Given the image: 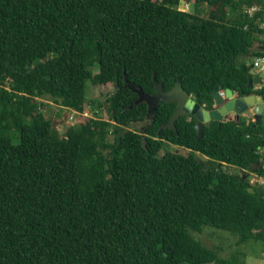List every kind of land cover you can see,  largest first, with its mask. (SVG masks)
Instances as JSON below:
<instances>
[{
  "label": "trees",
  "instance_id": "1",
  "mask_svg": "<svg viewBox=\"0 0 264 264\" xmlns=\"http://www.w3.org/2000/svg\"><path fill=\"white\" fill-rule=\"evenodd\" d=\"M179 2L0 0V264H245L205 246L202 227L264 248V190L251 183L264 119L210 122L197 139L184 116L157 136L176 109L162 103L144 138L128 130L147 107L125 77L146 95L153 76L165 91L180 83L206 110L226 89L264 102L246 62L264 55L252 52L264 31L243 13L261 0ZM88 84L114 93L88 100ZM45 98L95 118L60 136ZM165 144L180 149L158 155Z\"/></svg>",
  "mask_w": 264,
  "mask_h": 264
},
{
  "label": "water",
  "instance_id": "2",
  "mask_svg": "<svg viewBox=\"0 0 264 264\" xmlns=\"http://www.w3.org/2000/svg\"><path fill=\"white\" fill-rule=\"evenodd\" d=\"M183 1L180 2V7H182ZM189 11L192 13L194 5L191 4ZM264 77V72L257 75L252 81L248 83L249 87L253 85H258L261 82V79ZM154 80V89L155 93L151 95H146L139 88L129 85L126 81L124 88H128L131 92L137 95V99L134 104L138 105L145 103L147 107V113L145 121L152 123L155 119V113L157 108L162 103L167 104H176V109L171 115L169 121L161 125L157 136L159 135L160 130H170L176 131L175 123L176 121L184 116H192L196 120L195 130L197 133V139L202 137L204 126L210 122H218L219 125L225 122L227 119L232 117L238 118L250 109L254 110V120L256 124H259L262 120V115L264 111V102L261 97L250 95L245 97H239L236 92L226 89L224 91V98L218 95V93H212L211 98L213 101V109L205 110L202 106L197 104L192 97L182 88L180 83H176L171 90L165 91L163 89V84L156 81L155 76ZM143 138L145 137L142 134ZM261 158L257 160V167H260Z\"/></svg>",
  "mask_w": 264,
  "mask_h": 264
},
{
  "label": "rangeland",
  "instance_id": "3",
  "mask_svg": "<svg viewBox=\"0 0 264 264\" xmlns=\"http://www.w3.org/2000/svg\"><path fill=\"white\" fill-rule=\"evenodd\" d=\"M183 1L187 3H193L194 0H183ZM252 59L253 57H248L246 62L251 63ZM252 72L256 73V70H252ZM112 90L113 89L111 86H93L91 84H88L86 90L87 99L104 101L107 95L109 94V92ZM41 101L47 105L44 112L47 116L51 118L60 136L64 135L66 126L68 125L66 123H68L69 121L77 122V123L80 122L81 119L78 116L72 115L69 110L65 109L62 106H59L58 104H55L50 98H45L42 99ZM251 112L253 113L254 110ZM249 113L250 112H247V114ZM87 114L89 116L91 115L90 112H87ZM99 116L102 117L103 119H108L105 115V112L103 113L99 112ZM132 128L136 129L135 127ZM11 142L14 145L18 144L19 139L16 133L15 135L12 136ZM179 149L180 148L176 146L165 144L164 148L159 152L158 155H161V153L164 152V150L173 152ZM196 157L201 160H205L204 157H202L199 154H196ZM235 171L236 170H231L232 173H234ZM202 231L204 232L201 235L196 234L197 235L196 238L201 240L204 243V245L207 247H215L220 249L222 257H228L235 251H239L244 254V256L242 255V258L244 257L245 264H264V248H262L261 244L250 242L248 243L249 246L241 245L240 247H236L235 238H233L227 232L212 229L210 227H202L201 232Z\"/></svg>",
  "mask_w": 264,
  "mask_h": 264
},
{
  "label": "clouds",
  "instance_id": "4",
  "mask_svg": "<svg viewBox=\"0 0 264 264\" xmlns=\"http://www.w3.org/2000/svg\"><path fill=\"white\" fill-rule=\"evenodd\" d=\"M181 1H183V0H180V2ZM180 2H179V6H178V10L179 11H181V12H189V13H191L190 11H189V7H190V5L191 4H193V3H187V2H184L183 1V6L182 7H180ZM261 4H262V1H261ZM261 4H259V5H261ZM194 5V4H193ZM254 5V4H253ZM253 5H251V6H253ZM251 6H249V7H245L244 9H243V13H244V10L246 9V8H250ZM194 10V9H193ZM193 13V12H192ZM245 14V13H244ZM245 15H247V14H245ZM248 16V15H247ZM249 17V16H248ZM250 18V17H249ZM250 19H255V23L258 25V28L259 29H261V30H263L262 28H261V21H260V19H259V14H255V16L254 17H252V18H250ZM264 31V30H263ZM261 38L262 39H264V35H262L261 36ZM261 49H264V44L261 46ZM256 56H254L253 57V59H252V62H251V64H252V66H253V60H254V58H255ZM252 70H256V73H254L256 76L257 75H259L260 73H262V72H264V71H260L259 69H255L254 67H252ZM263 80H264V77L261 79V82H260V84H258V85H261L262 84V82H263ZM258 85H253L252 87H254V89H256V86H258ZM263 87V86H262ZM256 90H258V89H256ZM221 91H225V90H221ZM220 92V91H219ZM219 92H218V95H219ZM220 96V95H219ZM222 98H224V97H222ZM193 99V98H192ZM194 100V99H193ZM195 101V100H194ZM203 108H204V106H202ZM65 108V107H64ZM90 107H89V105H87L86 106V109H85V111L84 112H82V113H78V112H76V111H73V110H70V109H67V108H65V109H67V110H69L70 111V113L72 114V115H76V116H78L81 120H80V122H71V121H69L68 123H66V124H68L67 126H66V128L68 127V126H71V125H79V123H81V122H83L82 121V118L84 117V118H95L94 117V114L92 113V111L89 109ZM205 109V108H204ZM206 110V109H205ZM212 110V109H211ZM251 111H253L252 109H250L248 112H250V113H252ZM87 112H90V116L87 114ZM95 113H97L96 111H95ZM245 115H247V113H245L244 115H242V116H245ZM77 117V118H78ZM262 117H263V115H262ZM234 117H232V118H230V119H233ZM70 120H71V118H70ZM104 120H108V119H104ZM228 120V119H227ZM251 120V119H250ZM252 121H254L255 122V120H254V112H253V120ZM113 125H114V123H112ZM133 127V126H132ZM132 127L130 126V128H128V130H133L132 129ZM158 133V132H157ZM141 134H144V132H141ZM145 135V134H144ZM108 138L110 139V140H112L113 139V134H112V129H109V132H108ZM262 148V147H261ZM260 148V149H261ZM260 149H259V154H260V158H261V160H262V155H261V153H260ZM260 168H261V164H260ZM251 178H252V175H251ZM262 187V186H261ZM263 188V187H262ZM263 190H264V188H263Z\"/></svg>",
  "mask_w": 264,
  "mask_h": 264
},
{
  "label": "built area",
  "instance_id": "5",
  "mask_svg": "<svg viewBox=\"0 0 264 264\" xmlns=\"http://www.w3.org/2000/svg\"><path fill=\"white\" fill-rule=\"evenodd\" d=\"M262 4H254L250 8H246L244 10V13L247 14L250 18L254 17L255 14H259V19L261 21V28L264 30V0H261ZM253 67L255 69H259L260 71H264V55L256 56L253 60ZM262 86H264V80L261 85L256 86V89H260ZM219 95L221 97H224V91H220ZM263 117H264V111H263ZM248 118L253 120V113L248 114ZM260 153L262 155L261 160V169L262 173L261 175H252L251 183H258L264 188V147L260 149Z\"/></svg>",
  "mask_w": 264,
  "mask_h": 264
},
{
  "label": "flooded vegetation",
  "instance_id": "6",
  "mask_svg": "<svg viewBox=\"0 0 264 264\" xmlns=\"http://www.w3.org/2000/svg\"><path fill=\"white\" fill-rule=\"evenodd\" d=\"M114 93V90L110 91L109 94H112ZM108 94V95H109ZM152 123H150L149 121H144V122H139L137 124H134L133 127H135L137 130H139L140 132H146L149 128V126L151 125Z\"/></svg>",
  "mask_w": 264,
  "mask_h": 264
},
{
  "label": "crops",
  "instance_id": "7",
  "mask_svg": "<svg viewBox=\"0 0 264 264\" xmlns=\"http://www.w3.org/2000/svg\"><path fill=\"white\" fill-rule=\"evenodd\" d=\"M264 44V39H262L260 37V40L259 41H256L255 44H254V48H252V52L256 53L258 51L261 50V46ZM253 73V72H252ZM246 117H248V114L245 115ZM262 119H264V117H262ZM262 121V120H261Z\"/></svg>",
  "mask_w": 264,
  "mask_h": 264
}]
</instances>
